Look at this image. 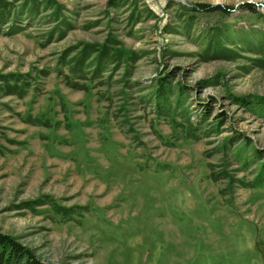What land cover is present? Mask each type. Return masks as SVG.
<instances>
[{
    "label": "rangeland",
    "instance_id": "rangeland-1",
    "mask_svg": "<svg viewBox=\"0 0 264 264\" xmlns=\"http://www.w3.org/2000/svg\"><path fill=\"white\" fill-rule=\"evenodd\" d=\"M258 100L264 0H0V232L45 264H264Z\"/></svg>",
    "mask_w": 264,
    "mask_h": 264
},
{
    "label": "trees",
    "instance_id": "trees-1",
    "mask_svg": "<svg viewBox=\"0 0 264 264\" xmlns=\"http://www.w3.org/2000/svg\"><path fill=\"white\" fill-rule=\"evenodd\" d=\"M207 6L199 5L197 8H193V11L205 10ZM247 8L252 9V5H248ZM221 6L213 7V10H221ZM225 10V9H224ZM164 85L163 81H159ZM166 89L162 86L157 92L158 98L162 99V95L166 93ZM258 106L264 107L262 100L257 101ZM167 104V103H165ZM0 264H45L40 256L33 252V249L26 246L25 244L19 242L17 239L8 234H3L0 232Z\"/></svg>",
    "mask_w": 264,
    "mask_h": 264
}]
</instances>
